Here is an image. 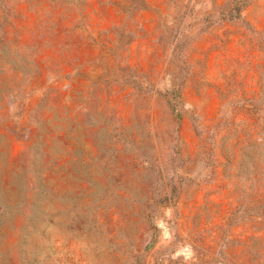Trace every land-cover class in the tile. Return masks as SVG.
Here are the masks:
<instances>
[{
  "label": "rangeland",
  "instance_id": "1",
  "mask_svg": "<svg viewBox=\"0 0 264 264\" xmlns=\"http://www.w3.org/2000/svg\"><path fill=\"white\" fill-rule=\"evenodd\" d=\"M0 264H264V0H0Z\"/></svg>",
  "mask_w": 264,
  "mask_h": 264
}]
</instances>
